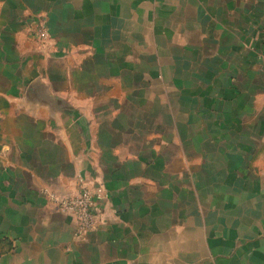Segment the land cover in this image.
Here are the masks:
<instances>
[{
	"label": "crops",
	"instance_id": "0c3cea01",
	"mask_svg": "<svg viewBox=\"0 0 264 264\" xmlns=\"http://www.w3.org/2000/svg\"><path fill=\"white\" fill-rule=\"evenodd\" d=\"M262 1L0 0V264H189L209 256L207 231L194 233L190 222L178 233L174 196L146 204L144 184L152 174L145 163L158 158L154 148L136 147L159 137L162 114L146 108L145 90L160 67L155 75L131 65L121 37L141 35L158 15L169 18L170 73L184 67L186 76L203 77L208 114L199 111L202 127L213 116L211 123L223 128L226 149L216 146L217 161L242 163L236 179L252 170L248 193L239 194L240 209L250 226L264 227V22L256 9ZM42 24L51 34L43 43L33 37ZM241 28L249 31L243 44ZM80 54L87 58L75 64ZM169 79L175 91L192 86L179 74ZM213 98L215 108H209L206 101ZM98 99H121L114 113L119 116L106 125H90L82 116L88 114L82 100ZM126 103L141 120L134 126L122 114ZM120 133L126 141L114 143ZM129 163L143 169L134 172ZM91 167L98 168L96 182L106 190L99 196L100 223L77 236L76 218L50 196H76L78 178ZM165 225L169 229L161 233ZM261 236L238 246L240 254L247 250L248 264H264ZM224 238L212 249L219 244L225 253Z\"/></svg>",
	"mask_w": 264,
	"mask_h": 264
},
{
	"label": "rangeland",
	"instance_id": "374dc122",
	"mask_svg": "<svg viewBox=\"0 0 264 264\" xmlns=\"http://www.w3.org/2000/svg\"><path fill=\"white\" fill-rule=\"evenodd\" d=\"M256 9L258 12L256 14L262 16V22H264V1L258 2ZM240 15L241 17H248V14L244 11ZM153 21L154 25L146 22L141 35L128 34V36H118V41L120 37L123 38V46L124 42L128 45L126 54L129 56L130 64L135 68L146 72L149 70L151 72L154 71L155 75H157L156 67H160L158 77L150 84V88L146 87L145 90L146 108H157L162 114L161 118L157 120L160 126L159 137L155 134V136L144 138L143 142L138 141L137 144L141 145L136 147L138 151L154 148V154L158 158L156 163H145L144 170L147 174H152L144 184L146 204H150L152 201L154 203L159 198L163 202L165 197L171 194L174 196L175 204L177 205L176 227L178 233H182L184 225H188L190 222L192 230H195L194 233L198 229L208 232L205 241L207 242L208 240L209 243V256L196 259L189 264H248L247 250L240 254L238 246L246 244L244 242L249 241L251 238L260 237L264 231L263 226H250L246 211L240 209L242 208L241 203L243 200L241 201L239 194L242 190L248 193L252 170L247 169L244 172L245 178L243 175L242 178L236 179L237 173L239 175L241 173L237 171H239L238 168L242 163H229L228 167V164L225 166L224 163L217 161L216 146L220 147L218 151H221V153L226 149L221 147L222 143L220 142L223 128L218 130L211 123L213 121L212 116L209 119L208 128L204 130L202 127L204 124L202 125V120L199 116L202 108L203 110L207 109L203 107L205 99L201 97V90L205 85V81L199 72L186 76L187 73L184 67H176L179 72L171 70L170 73L169 69L174 68L171 66L173 62L171 64V61H169V49H166L169 42V18L166 15H158V19L155 18ZM239 30H241L242 34H245V40L241 41L243 44L249 36V31L247 28ZM33 37L43 43L51 39V34L46 26L42 24L38 27ZM161 47L165 48V50ZM82 53L89 54V51ZM84 56L80 54L75 64L82 60L85 62L87 57ZM156 59L160 60V63L156 62ZM153 62H155V66ZM150 63L153 65H150ZM190 73L193 72L190 71ZM178 74L180 78L192 81V86L175 91L174 82L169 77H177ZM97 89L101 90L100 87ZM113 89L116 90L115 86H113ZM118 101L119 103L117 104ZM215 102L216 99L213 98V100H207L206 105L209 108H215ZM120 103L121 99L112 102H101L98 99L93 103L82 100L81 110H85V113H88L82 116L85 120L90 119L89 124L103 122L106 125L109 120H115L119 116L114 113L121 106ZM123 106L122 114L126 118L125 122L133 126L138 124L141 120L135 115V109H132L128 103ZM197 109L198 114L196 112ZM195 113L196 115H194ZM202 114L206 115L208 113L204 110ZM110 127L113 126L107 128L109 129ZM124 128L125 124L120 129L123 130ZM120 138L123 139L120 140ZM111 139L114 143L120 142L122 144L126 141V136L120 133V135ZM148 140H151L150 144H148ZM239 148L237 146L235 149L239 150ZM93 154L95 157H99L101 151L96 150ZM142 154L145 153L142 152ZM146 156V158L150 157L148 154ZM127 165L134 172H138L141 168L143 169V166L139 163H129ZM118 167V165L113 166L110 171H115ZM97 169L91 167L86 170L85 176L78 178V189L80 191L84 187L99 199V196H105L106 190L103 184H97L96 182V179H98ZM248 175L249 179L247 178ZM153 178L154 180H152ZM226 194L233 196V199H230L235 202L233 206V202H223L221 200V197L226 196ZM99 201L100 199L97 200V208L99 209V215H101ZM166 229H169L166 225L163 228L161 227V233H164L163 231ZM148 230H152V228L149 227ZM225 235L226 239L224 238V240H227L225 253L217 250L221 246L219 244L213 246L214 248L212 249L213 243L220 242V237ZM261 237L264 238V235ZM235 253L241 258H232Z\"/></svg>",
	"mask_w": 264,
	"mask_h": 264
},
{
	"label": "built area",
	"instance_id": "2783aa9c",
	"mask_svg": "<svg viewBox=\"0 0 264 264\" xmlns=\"http://www.w3.org/2000/svg\"><path fill=\"white\" fill-rule=\"evenodd\" d=\"M62 213L71 214L77 220V236L86 235L96 230L100 223V215L97 208L95 194L86 188H82L75 197L50 196Z\"/></svg>",
	"mask_w": 264,
	"mask_h": 264
}]
</instances>
